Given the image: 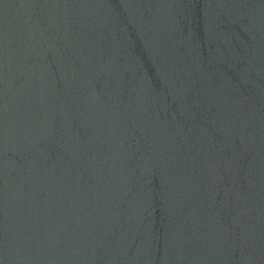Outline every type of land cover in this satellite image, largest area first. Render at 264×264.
<instances>
[{
	"label": "water",
	"instance_id": "obj_1",
	"mask_svg": "<svg viewBox=\"0 0 264 264\" xmlns=\"http://www.w3.org/2000/svg\"><path fill=\"white\" fill-rule=\"evenodd\" d=\"M0 264H264V0H0Z\"/></svg>",
	"mask_w": 264,
	"mask_h": 264
}]
</instances>
